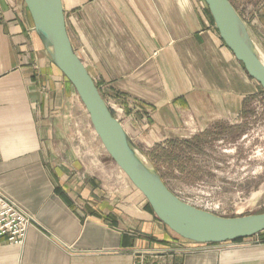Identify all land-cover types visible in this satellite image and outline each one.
<instances>
[{"label":"crops","instance_id":"1","mask_svg":"<svg viewBox=\"0 0 264 264\" xmlns=\"http://www.w3.org/2000/svg\"><path fill=\"white\" fill-rule=\"evenodd\" d=\"M243 1L258 7L245 25L264 56V0ZM61 4L74 52L141 151L221 121L237 124L244 100L260 90L220 39L204 0ZM0 11V189L33 218L21 243H0V264H264V241L255 237L201 244L177 236L102 146L115 182L83 165L65 113L82 108L74 89L24 1L0 0ZM87 152L101 154L97 144Z\"/></svg>","mask_w":264,"mask_h":264},{"label":"water","instance_id":"2","mask_svg":"<svg viewBox=\"0 0 264 264\" xmlns=\"http://www.w3.org/2000/svg\"><path fill=\"white\" fill-rule=\"evenodd\" d=\"M34 31L53 65L72 85L102 147L144 196L156 218L180 238L217 244L264 231V211L220 216L172 192L112 114L67 34L61 0H23ZM220 39L264 92V56L230 0H204ZM146 162H145V161Z\"/></svg>","mask_w":264,"mask_h":264},{"label":"rangeland","instance_id":"3","mask_svg":"<svg viewBox=\"0 0 264 264\" xmlns=\"http://www.w3.org/2000/svg\"><path fill=\"white\" fill-rule=\"evenodd\" d=\"M232 2L236 4L235 8L245 24L252 20L258 10V7L247 1L241 3V0H231ZM98 90L100 91L99 87ZM74 94L78 97L76 92ZM78 100L80 101L79 97ZM80 103L81 110L74 108L72 104L65 110L67 126L76 131L72 140L75 144L73 146L78 148V157L83 165H90L100 176H104L106 172L111 173L109 180L115 182L117 168L110 164L108 156H103L104 148H100L102 145L92 128L88 113L81 101ZM106 103L121 123L124 120L123 113L111 105L112 103ZM242 113L237 124L230 125L228 122L221 121L215 123L217 126L214 124L216 126L214 131L212 127L206 129L205 142L201 145L202 152L183 150L179 152V156L178 152L173 150L172 154L178 157V161L174 160L171 168H168V162L164 159V155L170 150H159L154 153L152 149L147 152L138 150L144 158L153 163L152 166L168 188L189 204L225 217L263 212L264 92L261 88L258 94L246 101ZM235 125H237L235 131H241L237 141H234V136L230 138L228 135L230 134L228 129L231 127L233 129ZM96 144L101 154L94 159L87 151L90 146L94 147ZM204 147L206 151H203ZM185 159L186 165H183L181 160ZM182 166L186 168V171H182ZM112 168L115 169L113 173ZM251 237L264 241V231L246 238ZM1 242L10 243L4 240Z\"/></svg>","mask_w":264,"mask_h":264},{"label":"built area","instance_id":"4","mask_svg":"<svg viewBox=\"0 0 264 264\" xmlns=\"http://www.w3.org/2000/svg\"><path fill=\"white\" fill-rule=\"evenodd\" d=\"M30 224V213L0 189V242L21 243Z\"/></svg>","mask_w":264,"mask_h":264},{"label":"trees","instance_id":"5","mask_svg":"<svg viewBox=\"0 0 264 264\" xmlns=\"http://www.w3.org/2000/svg\"><path fill=\"white\" fill-rule=\"evenodd\" d=\"M236 9V8H235ZM237 11V10H236ZM252 98V97H250ZM246 105V101L244 100V103H243V108L245 107ZM205 137H206V132H203V133H200L198 136L196 137H193L191 139H182V140H175V141H167L166 142V148L165 147H162L160 146L159 144L157 145H154V147L152 148V152L154 153L155 151H168L170 150L167 154L164 155V159L166 162H168V168H171L172 165L171 163H173L174 160L178 161V157L175 156L174 154H172V151L176 150L178 152V155L180 156V153L181 151L183 150H194L196 152H202L201 150V145L204 144L205 142ZM207 139H206V143H207ZM186 159L185 160H181V163L183 165H186ZM191 161V160H189ZM153 164V163H152ZM182 171H186V168L184 166H182ZM149 209L150 206L147 205ZM238 240H241V239H236V240H233V241H238Z\"/></svg>","mask_w":264,"mask_h":264},{"label":"flooded vegetation","instance_id":"6","mask_svg":"<svg viewBox=\"0 0 264 264\" xmlns=\"http://www.w3.org/2000/svg\"><path fill=\"white\" fill-rule=\"evenodd\" d=\"M215 125H216V124H215ZM215 125H213L214 127L212 126V128H211V129H213V131L216 129L215 127L217 126V125H216V126H215ZM236 126H237V125H235V127H233L234 130L232 129V127L228 129V130L230 131V134H228V135L230 136V138H231L232 136H234V141H237V140L239 139V137H240L239 134L241 133V131H237V130L235 131ZM232 130H233L234 132H232ZM225 131H226V130H225ZM225 136H226V135H225Z\"/></svg>","mask_w":264,"mask_h":264},{"label":"bare ground","instance_id":"7","mask_svg":"<svg viewBox=\"0 0 264 264\" xmlns=\"http://www.w3.org/2000/svg\"><path fill=\"white\" fill-rule=\"evenodd\" d=\"M145 161V160H144ZM146 162V161H145Z\"/></svg>","mask_w":264,"mask_h":264}]
</instances>
